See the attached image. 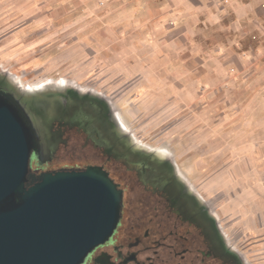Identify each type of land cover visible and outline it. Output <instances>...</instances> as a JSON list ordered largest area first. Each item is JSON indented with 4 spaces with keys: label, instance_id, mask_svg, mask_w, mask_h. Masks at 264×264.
Returning a JSON list of instances; mask_svg holds the SVG:
<instances>
[{
    "label": "rangeland",
    "instance_id": "1",
    "mask_svg": "<svg viewBox=\"0 0 264 264\" xmlns=\"http://www.w3.org/2000/svg\"><path fill=\"white\" fill-rule=\"evenodd\" d=\"M172 5L0 0V89L34 124L36 173L103 164L112 179L145 167L212 211L249 264H264V56L258 72L216 86L207 52L170 26ZM92 129L123 164L97 160Z\"/></svg>",
    "mask_w": 264,
    "mask_h": 264
},
{
    "label": "water",
    "instance_id": "2",
    "mask_svg": "<svg viewBox=\"0 0 264 264\" xmlns=\"http://www.w3.org/2000/svg\"><path fill=\"white\" fill-rule=\"evenodd\" d=\"M38 150L29 116L0 96V264H84L117 228L122 191L97 166L35 176Z\"/></svg>",
    "mask_w": 264,
    "mask_h": 264
},
{
    "label": "flooded vegetation",
    "instance_id": "3",
    "mask_svg": "<svg viewBox=\"0 0 264 264\" xmlns=\"http://www.w3.org/2000/svg\"><path fill=\"white\" fill-rule=\"evenodd\" d=\"M4 94L22 108L12 94L0 89V96ZM31 125L34 128L32 121ZM83 128L84 124L80 130ZM87 142L99 152L96 158L100 163L122 162L95 130L87 132ZM36 159L40 161L39 155L33 154L32 160ZM99 166L105 169V165ZM62 169L85 168L59 170ZM139 169L127 168L113 176L123 194L119 224L109 241L96 247L84 264H249L226 243L212 211L182 197L184 192L177 187V181L152 180L145 167L143 171ZM34 171L31 166L35 176L42 173H36L38 166ZM145 198L150 201L142 202Z\"/></svg>",
    "mask_w": 264,
    "mask_h": 264
},
{
    "label": "crops",
    "instance_id": "4",
    "mask_svg": "<svg viewBox=\"0 0 264 264\" xmlns=\"http://www.w3.org/2000/svg\"><path fill=\"white\" fill-rule=\"evenodd\" d=\"M168 1L175 11L170 26L178 29L184 42L207 52L211 83L217 86L225 78L231 82L258 72L264 56V0Z\"/></svg>",
    "mask_w": 264,
    "mask_h": 264
}]
</instances>
